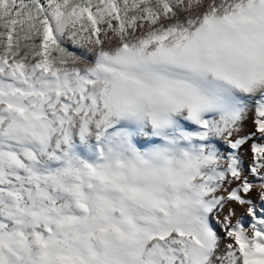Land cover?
Returning <instances> with one entry per match:
<instances>
[{
    "label": "snow or ice",
    "instance_id": "snow-or-ice-1",
    "mask_svg": "<svg viewBox=\"0 0 264 264\" xmlns=\"http://www.w3.org/2000/svg\"><path fill=\"white\" fill-rule=\"evenodd\" d=\"M0 264H264V0H0Z\"/></svg>",
    "mask_w": 264,
    "mask_h": 264
},
{
    "label": "bare ground",
    "instance_id": "bare-ground-1",
    "mask_svg": "<svg viewBox=\"0 0 264 264\" xmlns=\"http://www.w3.org/2000/svg\"><path fill=\"white\" fill-rule=\"evenodd\" d=\"M251 130H254V129H253V124H252V119L250 117L246 126H245V131H251ZM241 155H242V158L244 161V166H245V168H247V166L251 163V160H252L251 141L243 147V149L241 150ZM249 179L251 180L253 178L251 176H249ZM250 198L253 200V202L256 204V206L259 207L260 201H259V198H258L256 191H253L250 194ZM236 210H237L236 219H242L246 226L250 225L252 221L247 216V214L245 213V209L241 208L240 206L237 205Z\"/></svg>",
    "mask_w": 264,
    "mask_h": 264
}]
</instances>
